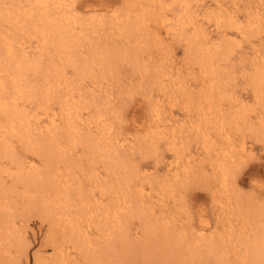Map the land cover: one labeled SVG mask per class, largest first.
I'll use <instances>...</instances> for the list:
<instances>
[{"label": "rangeland", "instance_id": "374dc122", "mask_svg": "<svg viewBox=\"0 0 264 264\" xmlns=\"http://www.w3.org/2000/svg\"><path fill=\"white\" fill-rule=\"evenodd\" d=\"M56 1L34 10L33 0H0V61L16 60L23 47L41 60L22 82L33 94L19 102L30 127L24 138L7 127L0 136V264H54L56 231L68 264H254V247L264 246V83H253L264 69V0ZM44 13L73 29L65 53L55 42L43 48L34 28ZM64 99L81 106L69 116L77 129L59 131L52 151L34 120L58 118ZM155 110L167 125L152 138L158 143L148 137ZM124 137L131 141L121 147Z\"/></svg>", "mask_w": 264, "mask_h": 264}, {"label": "bare ground", "instance_id": "6f19581e", "mask_svg": "<svg viewBox=\"0 0 264 264\" xmlns=\"http://www.w3.org/2000/svg\"><path fill=\"white\" fill-rule=\"evenodd\" d=\"M56 2L57 3V1L56 0H33V4H34V10H37V9H39L40 7H48L49 5H50V3L51 2ZM149 1V0H148ZM176 1V0H175ZM179 1H181V0H179ZM186 1H188V0H186ZM65 2V1H64ZM151 2V1H150ZM153 2V1H152ZM61 3H62V1H61ZM160 3H161V1H160ZM173 3V2H172ZM181 3V2H180ZM187 3V2H186ZM54 4V3H53ZM58 4H59V2H58ZM64 4V3H63ZM73 4V3H72ZM164 4V3H163ZM163 4L161 5V7H163ZM178 4V3H177ZM189 4H190V2H188V5L187 6H189ZM55 5V4H54ZM148 5V4H147ZM61 6V5H60ZM166 6V5H165ZM164 6V7H165ZM182 6V5H181ZM62 7V6H61ZM179 7V6H178ZM191 7V6H190ZM189 7V8H190ZM70 9H71V7H69ZM165 9V8H164ZM181 9H183V8H181ZM108 10V9H107ZM163 10V9H162ZM165 10H167V9H165ZM187 10V9H186ZM66 11L67 10H65V13H66ZM188 11V10H187ZM19 12V11H18ZM33 12V11H32ZM167 12V11H166ZM183 12V11H182ZM184 12H185V10H184ZM75 13V12H74ZM73 13V14H74ZM148 13V12H147ZM164 13V12H163ZM4 14V13H3ZM19 14V13H18ZM158 14H160V13H158ZM184 13H182V15H183ZM186 14H187V12H186ZM190 14V13H189ZM189 14H187V16L189 15ZM33 15V14H32ZM120 15V14H119ZM155 15V14H154ZM191 15V14H190ZM20 16V15H19ZM114 16H117V15H114ZM123 16V15H122ZM143 16V15H142ZM160 16V15H159ZM179 16V15H178ZM72 17H74V16H72ZM120 17V16H119ZM156 17V16H155ZM166 17H168V16H166ZM166 17H164V15H163V21H167L168 19L166 18ZM186 17V16H185ZM189 17H191V16H189ZM98 18V17H97ZM160 18V17H159ZM195 17H194V15H193V19H194ZM219 19H220V17H218ZM223 18V17H222ZM256 18V17H255ZM257 18H258V15H257ZM121 19V18H120ZM170 19V21H171V17L169 18ZM178 19V18H177ZM185 19H187V17L185 18ZM15 20V19H14ZM68 20V19H67ZM130 20V19H129ZM145 20V19H144ZM159 20V19H158ZM184 20V19H183ZM217 20V19H216ZM223 20V19H222ZM53 21V18H52V16H50V15H48V14H46V13H44V14H42V15H40V20H39V22H40V24L39 25H36L35 26V28H34V30L37 32V33H40L41 35H42V37H43V41H42V45H43V48L47 45V44H49V43H53L54 44V42H55V44H56V48H58L59 49V53L60 54H62V53H65V51L68 49V46H67V44L66 43H64L63 41H64V39L70 34V32H71V26H68V25H62V26H59V25H57L56 23H53L52 22ZM66 21V20H65ZM156 21V20H155ZM177 21V20H176ZM231 21V20H230ZM157 22V21H156ZM160 22V21H159ZM175 22V21H174ZM179 22H180V20H179ZM189 22V21H188ZM193 22V21H192ZM221 22V21H220ZM235 22H236V20H235ZM170 23V22H169ZM173 23V22H172ZM182 23H184V21L182 22ZM186 23V22H185ZM190 23V22H189ZM218 23V22H217ZM223 23V22H222ZM234 23V22H233ZM238 23V22H237ZM250 23V22H249ZM254 23V22H253ZM141 24V23H140ZM175 24V23H174ZM180 25H181V23H179ZM219 24V23H218ZM236 24V23H235ZM234 24V25H235ZM256 24V23H255ZM179 25V26H180ZM186 25V24H185ZM189 25V24H188ZM258 25L260 26V24L258 23ZM147 26V25H146ZM165 26V25H164ZM187 26V25H186ZM232 26H233V24H232ZM255 26H257V24L255 25ZM171 27V26H170ZM168 28V30H170L171 28ZM173 27H174V25L172 26V29H173ZM189 27V26H188ZM195 27V25L193 26V28ZM234 27V26H233ZM239 27V26H238ZM254 27V26H253ZM262 27V26H261ZM167 28V27H166ZM182 28V27H181ZM184 28V27H183ZM187 28V27H186ZM186 28H184L185 29V31L187 30ZM235 28V27H234ZM242 28V27H241ZM248 28H250V27H248ZM146 29V28H145ZM176 29H177V27H176ZM179 29V28H178ZM178 29H177V32H178ZM183 29V30H184ZM194 29H196V28H194ZM243 29V28H242ZM253 29V28H252ZM73 30V29H72ZM132 30V29H131ZM182 30V29H181ZM182 30V31H183ZM201 30H202V28H201ZM200 30V31H201ZM258 30V29H257ZM260 30V29H259ZM121 31V30H120ZM172 31H174V30H171V32ZM182 31H180V32H182ZM197 31V30H196ZM199 31V30H198ZM187 32V31H186ZM194 32V31H193ZM253 32V31H252ZM173 33V32H172ZM176 33V32H175ZM199 33V32H198ZM201 33V32H200ZM114 34V33H113ZM177 34V33H176ZM193 34V33H192ZM192 34H190V35H192ZM197 33H195L194 35H196ZM208 34V33H207ZM189 35V36H190ZM193 35V38L191 37H189L190 38V44H191V46L190 47H193L194 46V42L196 41V40H198L199 38L197 37V35L196 36H194ZM204 36H205V38H208L207 37V35L206 34H203ZM82 36V35H81ZM210 37V36H209ZM189 38H187V40L189 39ZM209 39V38H208ZM203 40V39H202ZM198 41H200V39L198 40ZM188 43H189V41H187ZM187 43V44H188ZM196 43H199V42H197L196 41ZM205 44V43H204ZM196 45V44H195ZM201 45V44H200ZM206 45V44H205ZM204 45V46H205ZM210 45V44H209ZM189 46V45H188ZM195 47V46H194ZM197 47V46H196ZM207 47V46H206ZM189 48V47H188ZM204 48V47H203ZM26 49L27 48H25V47H23L22 48V50H23V53H22V56H19V57H17V59L16 60H12V61H9V60H4V58H3V60L4 61H0V64H2V63H4V62H6V65L5 66H3V70L4 71H6V73H7V71L9 72L10 71V73H9V79H8V81H9V84L8 85H6V81H4L3 80V78L4 77H2L1 76V74H0V92H1V95H0V115H3L4 117H5V123H4V125L3 124H0V136H1V134L3 133V131H2V129L3 128H8V129H10L11 131H13V132H16V133H21L22 131H24V130H27L28 129V127H30V126H28L30 123H31V121H30V118H29V112H27L26 110H24V109H21V108H19V102H21V101H23V102H25V101H30L31 99H32V97H33V94H31L28 90H29V88H28V90L25 88V87H23V84H22V82H23V80L24 79H26V76L28 75V72H29V70L30 69H38L39 68V63H40V61L41 60H39V58H33V59H30V58H28L26 55ZM190 49V48H189ZM223 49V48H222ZM64 50V52H61V51H63ZM197 50V49H196ZM218 50V49H217ZM221 50V49H220ZM11 51H12V49L10 48V46H9V48H7V49H5L4 50V54H6V55H8L9 53H11ZM190 51V50H189ZM193 51H194V49H193ZM204 51V50H203ZM219 51V50H218ZM195 52V51H194ZM209 52H210V50H209V48H205V54H207L206 56V58H205V60L203 61V67H208L207 66V63H209ZM216 52V51H215ZM222 52V51H221ZM8 53V54H7ZM191 53V52H190ZM196 53V52H195ZM203 53V52H202ZM192 54V53H191ZM194 54V53H193ZM203 55V54H202ZM201 55V56H202ZM216 55V54H215ZM219 55V54H218ZM191 56V55H190ZM197 56V55H196ZM204 56V55H203ZM202 56V57H203ZM71 57V56H70ZM192 57V56H191ZM190 57V58H191ZM195 57V56H194ZM201 57V58H202ZM200 58V59H201ZM213 58V57H212ZM193 59V58H192ZM194 60V59H193ZM197 60H198V57H197ZM203 60V59H202ZM217 60H218V58H217ZM94 61V60H93ZM92 61V63L91 64H94V62ZM195 61V60H194ZM193 62V61H192ZM191 62V63H192ZM198 62V61H197ZM217 62V61H216ZM194 63H196V62H194ZM214 63H215V61H214ZM198 64H199V62H198ZM212 65H213V63H211ZM200 65H201V63H200ZM262 66V65H261ZM205 67V68H206ZM219 67V66H218ZM258 67V66H257ZM80 68H82V67H80ZM212 68V67H211ZM256 68V67H255ZM56 69V68H55ZM204 69V68H203ZM202 69V70H203ZM258 69V68H257ZM11 70H13V72L11 71ZM210 70H212V69H210ZM56 71V70H55ZM84 71V70H83ZM87 71H89V70H87ZM91 71V70H90ZM204 71L206 72L207 70H205L204 69ZM218 71V70H217ZM216 71V72H217ZM12 72V73H11ZM53 72V71H52ZM82 72V71H81ZM204 72V73H205ZM208 72V71H207ZM211 72V71H210ZM256 72V71H255ZM0 73H2V72H0ZM5 73V72H4ZM3 73V74H4ZM91 73V72H90ZM83 74V73H82ZM81 74V75H82ZM213 74H215V72L214 71H212V74L211 75H213ZM5 75V74H4ZM6 75H8V74H6ZM5 75V76H6ZM203 75V74H202ZM205 75V74H204ZM209 76H210V74H208ZM207 75V76H208ZM217 75V73L215 74V76ZM219 75V74H218ZM255 75V74H254ZM253 75V76H254ZM88 77H89V74L87 75ZM208 76V77H209ZM214 76V75H213ZM212 76V77H213ZM164 77H166V76H164ZM206 77V76H205ZM217 77V76H216ZM163 78V77H162ZM168 78H170V76L168 77ZM204 78V77H203ZM202 78V79H203ZM255 78V81L256 82H253L252 80V82L254 83V84H256L257 83V85H259V86H261V85H263V83H264V69L263 70H258V72H257V75H256V77H254ZM166 80V79H165ZM205 80V79H204ZM211 80V79H210ZM215 81H216V79H214ZM218 80V79H217ZM209 81V80H208ZM213 81V80H212ZM172 82V81H171ZM204 82V81H203ZM212 83H214V82H212ZM178 84V83H177ZM216 84H217V81H216ZM216 84H214L213 85V89H215L214 88V86H216ZM207 84H205V86H206ZM256 86V85H255ZM264 86V85H263ZM28 87V86H27ZM48 87V86H47ZM217 87H218V85H217ZM257 87V86H256ZM55 88V87H54ZM207 88H209L208 86H207ZM206 88V89H207ZM258 88H260L259 90L260 91H258V92H260L261 94L263 93L262 91H261V87H258ZM46 89V88H45ZM205 89V88H204ZM211 89V88H210ZM255 89H257V88H255ZM254 89V90H255ZM38 90V89H37ZM55 90V89H54ZM212 90V89H211ZM211 90H210V92H211ZM253 90V91H254ZM47 92H48V94H50V93H52L53 92V88H52V86H50V87H48V89H47ZM212 92H213V90H212ZM211 92V93H212ZM6 93H9V96L6 98V97H4V94H6ZM54 93V92H53ZM205 93H206V91H205ZM207 93H209V92H207ZM214 93H215V90H214ZM256 93V95H259L258 93H257V91L255 92ZM185 94V93H184ZM203 94V93H202ZM188 95V94H187ZM190 95V94H189ZM214 95V94H213ZM6 96V95H5ZM202 96H205V95H202ZM50 97V96H49ZM190 97V96H189ZM208 97V96H207ZM188 98V97H187ZM186 98V99H187ZM260 99H262V98H260ZM191 101L193 100V99H190ZM47 101H48V99H47ZM63 102L61 103L62 105H61V114H60V116L57 118V114H52L49 118H48V121H43V122H39V117L36 115V119L34 120L35 121V124L37 123L38 124V126H39V129H41V131L42 130H44V131H46L47 133H49L48 135V137H50L49 139H47V141H49L48 143H50L49 145H50V147L52 148V151L54 150V149H57V143L55 142L56 141V138L57 137H55V135L59 132V131H61V132H68V133H74L75 131H76V129H77V127H76V125L74 124V122H72L73 120L72 119H70L69 118V116H71V114L73 113L72 111H75V110H79L80 108H81V106H80V108L78 107V102H76V104L77 105H71L70 103H69V100L68 99H64V100H62ZM262 101V100H261ZM264 101V100H263ZM175 103V102H174ZM192 102H190V104H191ZM198 104V103H197ZM186 105V104H185ZM196 105V104H195ZM188 106V105H187ZM190 107V106H189ZM155 108H156V106H155ZM213 108V107H212ZM37 109V108H36ZM157 109V108H156ZM38 110V109H37ZM159 110V109H158ZM158 110H155V112H154V117H155V124H154V126H152V127H154V128H152V130H151V136H148V137H150V140L152 139V138H154L155 137V135L156 134H164L165 132H166V128H167V125L166 124H161L162 122H163V119L161 118V114L159 113L160 111H158ZM202 110V109H201ZM209 110V109H208ZM46 112H47V110H45ZM203 111V110H202ZM200 112V111H199ZM205 112V111H204ZM203 112V113H204ZM212 112V111H211ZM162 113V112H161ZM201 114V113H200ZM206 114V113H205ZM31 115V114H30ZM40 115V114H39ZM77 115V114H76ZM48 116V115H47ZM72 116H73V114H72ZM100 116V115H99ZM102 116V115H101ZM34 117V116H33ZM76 117V116H75ZM96 118V117H95ZM76 119H77V117H76ZM72 120V121H71ZM32 122H33V120H32ZM91 123V122H90ZM186 125V124H185ZM196 125V124H195ZM200 125V124H199ZM221 125V124H220ZM37 126V125H36ZM171 126H173V125H171ZM191 126V125H190ZM197 126V125H196ZM216 126V125H215ZM227 126V125H226ZM79 127V126H78ZM38 128V127H37ZM80 128V127H79ZM199 129V128H198ZM198 132V131H197ZM224 132H225V128L222 126V128H221V134H224ZM150 133V132H149ZM173 133V132H172ZM199 133V132H198ZM165 134H167V133H165ZM176 134V133H175ZM76 135V134H75ZM150 135V134H149ZM21 136L24 138V134L23 133H21ZM172 137L174 136L173 134L171 135ZM204 136V135H203ZM222 136H226V135H222ZM145 137H147V136H145ZM163 137V136H162ZM210 137V136H209ZM27 138H28V136H27ZM43 138V137H42ZM161 138V137H160ZM226 138V137H225ZM45 139L46 138H44L43 140H39L40 142L39 143H37L36 144V146H37V148H38V150H41V148H44V147H42V146H44V142H45ZM158 139H159V137H158ZM172 139V138H171ZM174 139V138H173ZM209 138H208V136H206L205 138H204V146L206 147V148H209V149H211V147L209 146V140H208ZM149 140V141H150ZM153 140V139H152ZM175 140V139H174ZM174 140H171L172 142H174ZM72 141L74 142V143H76L77 142V139H72ZM131 140L128 138V137H124V138H122V139H120V140H118V145H120L121 147H125L129 142H130ZM154 142L156 141V140H153ZM158 141V140H157ZM156 141V142H157ZM171 141H170V143H171ZM150 142H152V141H150ZM203 142V141H202ZM153 143V142H152ZM158 143V142H157ZM211 143H213V142H211ZM210 143V144H211ZM200 144V143H199ZM156 145V144H155ZM200 145H202V144H200ZM230 145V144H229ZM47 146V145H46ZM45 146V147H46ZM203 146V147H204ZM215 146V145H214ZM153 147H155V146H153ZM174 147V146H173ZM47 148V147H46ZM46 148H45V151H44V149H42L43 151V153L44 154H48L47 152H50L48 149L46 150ZM215 148V147H214ZM0 149H1V147H0ZM35 149V148H34ZM153 149H155V148H153ZM178 149V148H177ZM176 149V150H177ZM230 149H231V151H232V149L233 148H231V146H230ZM36 150V149H35ZM37 150V151H38ZM173 150V149H172ZM227 150V149H226ZM241 150L242 151H246L247 149L245 148V145L244 146H242V148H241ZM5 151H7V149L5 150ZM51 151V152H52ZM154 151V150H153ZM178 151V150H177ZM177 151H176V154H177ZM179 151H181V150H179ZM202 151V150H201ZM206 151H207V149H206ZM215 151V150H214ZM113 152V151H112ZM147 152V151H146ZM185 152V151H184ZM211 152V151H210ZM213 152V151H212ZM53 153V152H52ZM180 152H178V154H179ZM191 153V152H190ZM229 153V152H228ZM51 154V153H50ZM182 154H184V153H182ZM186 154V153H185ZM210 154V153H209ZM224 155H225V153H223ZM226 154H227V151H226ZM230 154V153H229ZM43 155V154H42ZM178 156V155H177ZM183 156V155H182ZM189 156H191V155H189ZM194 156H196V155H194ZM48 157V156H47ZM179 158H180V155L178 156ZM177 157V158H178ZM225 157V156H224ZM183 158V157H182ZM181 158V159H182ZM188 154H187V159L186 160H188ZM12 161H16V163H17V157H15L14 155H12ZM191 159V158H190ZM47 161H48V159H46ZM178 160V159H177ZM177 160H176V162H177ZM52 161H54V160H49L48 162H49V164L50 163H52ZM179 161V160H178ZM174 162V161H173ZM186 162H189V161H186ZM192 162V161H191ZM172 163V162H171ZM170 163V164H171ZM190 164V163H189ZM18 165H19V167L20 166H24L22 163H20V161H19V163H18ZM179 165V164H178ZM183 165V164H182ZM182 165H181V167H182ZM185 165H188V164H185ZM190 166V165H189ZM218 166H219V168L223 171V173H222V175H223V182H224V180H225V177L227 176H225V164L223 163V162H218ZM25 167V166H24ZM50 167V169L53 171V172H55L56 170H57V168L55 167V166H53V165H50L49 166ZM191 167V166H190ZM118 169V168H117ZM173 170H175L174 168H171V169H169V172L167 173V176H168V178L170 177H174V176H177L178 174H174V172H173ZM177 170H179V168L177 169ZM176 170V171H177ZM185 171H186V169H185ZM188 172V171H187ZM227 172V171H226ZM39 173V174H38ZM184 173V172H183ZM37 175H41V172L39 171V172H37L36 173ZM184 174H186V173H184ZM33 175V174H32ZM34 176V175H33ZM167 178V179H168ZM174 178H176V177H174ZM29 180V179H28ZM126 180V179H125ZM129 180V179H128ZM62 195V194H61ZM1 205V204H0ZM45 216V215H44ZM51 216V215H50ZM49 216V217H50ZM202 216V215H201ZM200 216V217H201ZM203 217V216H202ZM55 218V217H54ZM205 218V217H204ZM71 220V219H70ZM78 220V219H77ZM201 220V219H200ZM206 220V219H205ZM115 221V220H114ZM52 222V221H51ZM70 222V221H69ZM201 222H202V225H203V221L201 220ZM207 222V225H208V221H206ZM205 222V223H206ZM64 223V222H63ZM81 223V222H80ZM79 223V224H80ZM70 224H71V226H72V229L71 230H73V231H76V232H79V230H78V228H76V226H78V224L76 223V220L75 221H71L70 222ZM90 224H91V222H90ZM67 226V225H66ZM92 226V224L89 226V227H91ZM95 226H96V224H95ZM65 227V226H64ZM99 226H97V228H98ZM88 228V227H87ZM92 228H93V226H92ZM91 228V229H92ZM96 228V229H97ZM200 228H203V227H200ZM80 229V228H79ZM91 229H89L88 228V230L90 231ZM209 229V228H208ZM67 230V229H66ZM84 231H85V229H84ZM96 231V230H95ZM98 231V230H97ZM120 231H122V229H120ZM119 231V232H120ZM205 231H206V229H205ZM8 232V231H7ZM61 233H62V231H60ZM147 232H148V230H147ZM198 232V231H197ZM202 233L204 232L203 230L201 231ZM211 232V231H210ZM54 234H52L51 236V238L53 239V243H54V245H55V247L54 248H56L57 250H58V254H57V257H56V259H55V261H54V264H68V259H67V257H66V253H65V248L63 247V245H62V243H60L59 241L58 242H56V240H58V239H56L57 238V231L56 232H53ZM55 233H57V234H55ZM71 233V232H70ZM198 233H200V232H198ZM201 233V234H202ZM148 234H149V232H148ZM152 234V230H151V233H150V235ZM205 234V233H204ZM65 235V234H64ZM154 235H156L155 233H154ZM211 235V234H210ZM7 236V235H6ZM62 236V235H61ZM153 236V235H152ZM203 236V235H202ZM70 237H71V235H70ZM91 237V236H90ZM155 237V236H154ZM198 237H199V235H198ZM222 237V236H221ZM92 238V237H91ZM264 238V237H263ZM73 239H75V238H73ZM198 239H200V237L198 238ZM197 239V240H198ZM209 239V238H208ZM260 239V238H259ZM61 240V239H60ZM95 240V242H96V240H97V238H95L94 239ZM177 240V239H176ZM264 240V239H263ZM203 241V240H202ZM254 241H256V240H254ZM3 242V241H2ZM51 242V241H50ZM94 242V241H93ZM94 242V243H95ZM179 242H181V241H179ZM259 242V241H258ZM52 243V242H51ZM153 243V242H152ZM197 243V242H196ZM256 243V242H255ZM261 243V242H260ZM263 243H264V241H263ZM81 244H82V246H84V245H86L87 246V244H88V242L86 241V240H83L82 242H81ZM198 244V243H197ZM199 244H200V242H199ZM68 245V244H67ZM255 245V244H254ZM94 246V245H93ZM92 246V247H93ZM99 246V245H98ZM98 246H97V249H98ZM203 246V245H202ZM247 246H250L249 244L247 245ZM259 246V247H258ZM250 247H253V246H250ZM262 247V246H261ZM88 249V248H87ZM95 249V248H94ZM220 250V249H219ZM249 250V249H248ZM253 250V249H252ZM254 252H255V254L253 253V263L254 264H264V246L262 247V248H260V244L258 243L257 244V247H254ZM75 251V250H74ZM27 249L26 248H23L22 249V255L24 256V255H27ZM224 252V251H223ZM247 252V251H246ZM249 252H252V251H249ZM86 253V252H85ZM88 253V252H87ZM218 254V253H217ZM250 254V253H249ZM84 255V254H83ZM86 255V254H85ZM168 255V254H167ZM220 255H222V254H220ZM218 256V255H217ZM215 257V258H217L218 259V257ZM223 256V255H222ZM94 257V256H93ZM85 258H86V256H85ZM221 258V257H220ZM251 259H252V257H250ZM249 259V258H248ZM238 260V259H237ZM219 261H224V259H221V260H219ZM251 261V260H250ZM249 261V262H250ZM35 262H36V264H41V262H40V260L38 259V258H36V260H35ZM96 263V262H95ZM97 263H99V262H97ZM218 263V262H217ZM220 263V262H219ZM223 263V262H222ZM251 263V262H250ZM16 264V263H15Z\"/></svg>", "mask_w": 264, "mask_h": 264}]
</instances>
